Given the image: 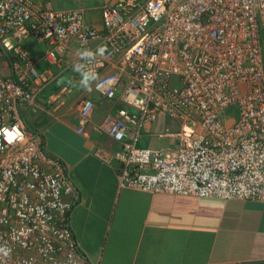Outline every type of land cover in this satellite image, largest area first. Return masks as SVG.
Returning <instances> with one entry per match:
<instances>
[{"label":"built area","instance_id":"2783aa9c","mask_svg":"<svg viewBox=\"0 0 264 264\" xmlns=\"http://www.w3.org/2000/svg\"><path fill=\"white\" fill-rule=\"evenodd\" d=\"M49 1L0 0V264L85 261L70 222L77 189L24 117L52 67L80 62L78 49L105 50L89 65L91 90L120 101L99 128L120 147L96 154L118 166L122 188L264 203V0H108L100 26ZM30 38L46 46L43 71L23 46ZM73 92L64 85L47 102L61 106ZM94 107L78 104L85 137ZM161 117L160 136L173 143L138 147Z\"/></svg>","mask_w":264,"mask_h":264},{"label":"crops","instance_id":"0c3cea01","mask_svg":"<svg viewBox=\"0 0 264 264\" xmlns=\"http://www.w3.org/2000/svg\"><path fill=\"white\" fill-rule=\"evenodd\" d=\"M107 1L50 0L49 6L84 9L89 21L100 26L99 9ZM91 45L98 48L96 43ZM23 46L38 69L48 68L42 42L30 38ZM115 69L111 66L105 73ZM51 70L54 81L39 95L35 106L25 107L24 117L30 128L43 135L46 152L65 164L77 189L78 203L70 222L85 254L83 264H264V203L122 188L118 166L106 165L96 154L98 147H120L99 129L109 114L116 115L120 101L82 89L70 58H63ZM9 71L1 73L8 76ZM64 85L74 89L65 104H48L47 98ZM83 98L95 101L85 124L88 137L77 132L82 121L78 104ZM167 126L165 117L148 125L138 147L170 146L172 139L160 136Z\"/></svg>","mask_w":264,"mask_h":264},{"label":"clouds","instance_id":"9594fccd","mask_svg":"<svg viewBox=\"0 0 264 264\" xmlns=\"http://www.w3.org/2000/svg\"><path fill=\"white\" fill-rule=\"evenodd\" d=\"M104 51L103 47L98 48L95 52L87 48L77 50L80 62L73 65V70L80 76L79 85L82 89L91 91V85L97 81L98 74L89 65L96 61L97 56H103Z\"/></svg>","mask_w":264,"mask_h":264},{"label":"rangeland","instance_id":"374dc122","mask_svg":"<svg viewBox=\"0 0 264 264\" xmlns=\"http://www.w3.org/2000/svg\"><path fill=\"white\" fill-rule=\"evenodd\" d=\"M67 7H71V6H67Z\"/></svg>","mask_w":264,"mask_h":264}]
</instances>
